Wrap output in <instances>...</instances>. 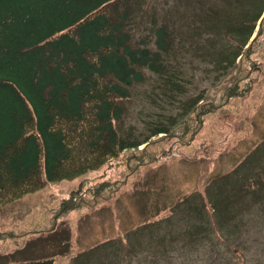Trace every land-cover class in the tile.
Listing matches in <instances>:
<instances>
[{
    "label": "rangeland",
    "instance_id": "374dc122",
    "mask_svg": "<svg viewBox=\"0 0 264 264\" xmlns=\"http://www.w3.org/2000/svg\"><path fill=\"white\" fill-rule=\"evenodd\" d=\"M130 5L135 45L144 41L156 50V30L168 28L174 52L167 59L184 88L170 91L148 71L145 84L130 88L116 128L135 142L159 127L181 124L200 100L219 99L232 83L234 66L221 57L232 42H216V32L224 22L235 28L252 21L264 0H132ZM237 38L232 34V41ZM260 48L254 52L262 60L259 82L241 99H232L224 114L210 117L193 141L165 144L172 151L149 165L125 160L123 153L97 171L48 183L1 209L0 264L49 259L73 264L91 248L98 249L93 264H264ZM254 185L258 200L254 193L247 198ZM215 206L220 238L210 220ZM129 248L135 250L132 257ZM158 251L168 252L157 255L162 261L154 260Z\"/></svg>",
    "mask_w": 264,
    "mask_h": 264
},
{
    "label": "trees",
    "instance_id": "16d2710c",
    "mask_svg": "<svg viewBox=\"0 0 264 264\" xmlns=\"http://www.w3.org/2000/svg\"><path fill=\"white\" fill-rule=\"evenodd\" d=\"M131 1L0 0V210L48 183L97 171L123 153L142 166L159 161L172 151L165 144L193 141L210 117L224 114L232 99L259 82L262 60L254 52L264 47V18L259 24L264 8L252 21L235 28L224 22L216 32V42H232L221 57L234 66L232 83L217 101L200 100L173 129L162 126L144 141H126L116 128L121 105L130 88L146 83L147 71L161 77L168 90L184 91L167 59L174 52L167 27L156 30V50L148 42L134 44ZM232 34L238 38L232 41ZM256 189L246 190L248 199L254 193L258 200ZM216 208L210 220L220 238ZM232 250L240 253L236 246ZM97 251L91 248L74 261L93 264ZM128 253L132 257L135 250ZM167 253L158 251L154 260Z\"/></svg>",
    "mask_w": 264,
    "mask_h": 264
},
{
    "label": "crops",
    "instance_id": "0c3cea01",
    "mask_svg": "<svg viewBox=\"0 0 264 264\" xmlns=\"http://www.w3.org/2000/svg\"><path fill=\"white\" fill-rule=\"evenodd\" d=\"M124 241H127V237L125 239H123ZM118 241V240H117ZM97 255V252L94 254V256L92 258H95ZM86 257V256H85ZM38 259H42V258H38ZM48 259V258H46ZM75 259V258H74ZM86 260V258H84ZM50 260V259H49ZM24 263V262H23ZM73 264H82L81 262H73ZM83 264H90V262H84Z\"/></svg>",
    "mask_w": 264,
    "mask_h": 264
}]
</instances>
